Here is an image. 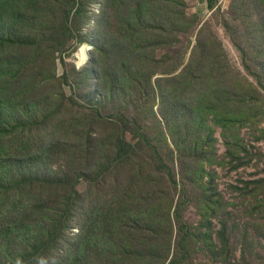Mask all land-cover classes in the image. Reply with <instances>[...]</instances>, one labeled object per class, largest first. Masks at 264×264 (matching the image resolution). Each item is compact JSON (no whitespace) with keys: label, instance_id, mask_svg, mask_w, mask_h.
I'll use <instances>...</instances> for the list:
<instances>
[{"label":"rangeland","instance_id":"obj_1","mask_svg":"<svg viewBox=\"0 0 264 264\" xmlns=\"http://www.w3.org/2000/svg\"><path fill=\"white\" fill-rule=\"evenodd\" d=\"M17 261L264 264V0H0Z\"/></svg>","mask_w":264,"mask_h":264},{"label":"trees","instance_id":"obj_2","mask_svg":"<svg viewBox=\"0 0 264 264\" xmlns=\"http://www.w3.org/2000/svg\"><path fill=\"white\" fill-rule=\"evenodd\" d=\"M140 11H141V10H137V11H135V13H140ZM76 198H77V197H76ZM125 198H126V197L124 196V197L122 198V201H123ZM78 199H80V198H78ZM77 201H78V200H77ZM76 203H77V202H76ZM66 218H67V217H66ZM66 218L64 219V221L62 222V225L60 226V229H59V231H58V235H59V233H61L62 230H63V227H64V225H65ZM129 218L133 220V218H131V217H129ZM178 220H179V216L176 218V221H178ZM168 221H169V220H168ZM170 223H171V222H170ZM53 226H55V224L52 225L51 227H53ZM51 227H47L46 229H40V230L37 232V233H38V239H39V238H42V240H44L45 237L48 236L47 232H48V230H49ZM51 231H52V229H51ZM122 250H125V251H126L125 256L128 257L129 260H131V255H132L134 249H132V250L130 251V253H129V251H128L126 248H122ZM144 261H146V259H144Z\"/></svg>","mask_w":264,"mask_h":264},{"label":"bare ground","instance_id":"obj_3","mask_svg":"<svg viewBox=\"0 0 264 264\" xmlns=\"http://www.w3.org/2000/svg\"><path fill=\"white\" fill-rule=\"evenodd\" d=\"M88 52H89L88 45H86V44L82 45L81 48L76 53L75 57H76V59L79 60V62H84V61H86V59L88 57Z\"/></svg>","mask_w":264,"mask_h":264},{"label":"clouds","instance_id":"obj_4","mask_svg":"<svg viewBox=\"0 0 264 264\" xmlns=\"http://www.w3.org/2000/svg\"><path fill=\"white\" fill-rule=\"evenodd\" d=\"M87 47V46H86ZM17 264H20V261H17Z\"/></svg>","mask_w":264,"mask_h":264},{"label":"water","instance_id":"obj_5","mask_svg":"<svg viewBox=\"0 0 264 264\" xmlns=\"http://www.w3.org/2000/svg\"><path fill=\"white\" fill-rule=\"evenodd\" d=\"M88 49L90 50V47L88 46Z\"/></svg>","mask_w":264,"mask_h":264}]
</instances>
